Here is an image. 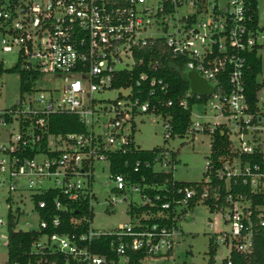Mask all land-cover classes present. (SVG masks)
<instances>
[{"label": "built area", "instance_id": "1", "mask_svg": "<svg viewBox=\"0 0 264 264\" xmlns=\"http://www.w3.org/2000/svg\"><path fill=\"white\" fill-rule=\"evenodd\" d=\"M156 39L185 58L186 73L194 71L213 87L212 94L201 95L189 86L178 104L188 108L194 97L187 135L211 136L218 127L227 134L229 152L219 157L214 171L225 183L223 192L212 182L211 159L206 160L205 180L179 185L165 170L176 161L163 148L151 159H125L123 171H112L113 156L128 152L134 141L138 114L162 117L165 138L172 136L171 116H163L173 103L165 97L168 83L147 72L134 76L135 67L144 64L141 48ZM0 48L17 55L20 81L17 100L0 107V229L6 230L0 232V246L8 248L12 230H32L39 236L31 251L45 264L47 255L57 254L62 264H128L134 253L143 254L141 264L148 258L168 259L194 200L219 211L227 226L210 236L216 244L213 264H232L233 251H252L256 231H264L262 60L253 97L248 74L250 55L260 58L264 48V0H158L155 5L148 0H8L0 5ZM30 71L38 73L37 79L23 80V72ZM56 80L63 83L60 96L55 95L60 90L53 86ZM42 81L52 86L37 89ZM108 90L125 93L112 100L96 96ZM103 101L108 105L102 106ZM61 113L75 115L85 131H52L51 117ZM106 114V122H100ZM101 124L106 137L95 131ZM96 163L106 164L113 182L104 212L131 195L141 198L128 204L129 221L114 230L93 226L95 206L101 204L93 189ZM164 172L170 177L150 179ZM212 196L217 201L205 202ZM28 201L30 212L24 208ZM133 207L148 209L136 212ZM32 212L37 227H22L21 217ZM64 213L70 214L69 229ZM104 236L110 238L111 254L94 251ZM219 243L227 252L216 261Z\"/></svg>", "mask_w": 264, "mask_h": 264}, {"label": "rangeland", "instance_id": "2", "mask_svg": "<svg viewBox=\"0 0 264 264\" xmlns=\"http://www.w3.org/2000/svg\"><path fill=\"white\" fill-rule=\"evenodd\" d=\"M158 0H148L149 3L154 5ZM8 0H0V5L7 3ZM260 59L264 64V48L258 51ZM17 55L13 52H3L0 48V62H2L4 68L12 67L16 64ZM259 79H264V70L259 75ZM19 74L16 72H0V107H7L15 100H17L19 93ZM63 83L56 80L53 83L55 88L60 90L55 92L56 96L62 94V88L60 86ZM37 89L41 87H50V82H39ZM120 93H125V90H108L103 93H97V97L103 99L109 98L115 99ZM107 104L103 101L101 105ZM264 110V104L261 106ZM196 111V109H194ZM211 115V113H209ZM110 114L101 115L100 122H106ZM214 120V118H210ZM135 132L134 142L142 149H152L154 147L163 148L166 151V157L171 155L172 151L177 153L176 163L168 165L165 170L172 172L174 180L178 182H199L205 180V168H206V156L210 152L211 137L209 134L196 133L194 137L187 135L185 137H170L165 139L164 136V119L157 116L154 113H142L135 117ZM13 132L16 130L11 129ZM95 131L100 132L103 137H106L108 131L104 128V124L97 127ZM156 168H159L156 166ZM93 189L98 196L100 205L95 206V215L93 219V226L95 229L100 230H114L119 223H127L129 218L127 216L128 204L135 202H141V198L137 195H131L123 203H118L113 211L106 213L105 201L112 195L113 182L110 179L109 171L105 163H96L94 172ZM48 185H52L49 183ZM31 202H26L24 208L27 212H30ZM101 212L99 214L98 212ZM221 213L218 211L211 212L209 208L199 202L192 208L187 209L185 220L180 223L183 231V236L172 253V256L168 259H150L148 258L146 264H208L209 255L208 245L210 236L218 232L220 229H224L227 226L222 223ZM209 219L213 222L209 223ZM20 225L25 227L31 225L37 227L38 216L36 213L24 214L21 217ZM4 228L0 229V232H5ZM227 249L223 244L219 243L217 253L215 256L216 261H221L225 256ZM8 260L7 248L0 246V264H6Z\"/></svg>", "mask_w": 264, "mask_h": 264}, {"label": "trees", "instance_id": "3", "mask_svg": "<svg viewBox=\"0 0 264 264\" xmlns=\"http://www.w3.org/2000/svg\"><path fill=\"white\" fill-rule=\"evenodd\" d=\"M139 56L143 57L144 64L134 69V76L141 72H147L151 76L156 78H162L168 85V91L165 94L167 99L173 101L172 105L164 108L163 116L169 114L171 116L170 122L172 126V136L171 137H185L190 128V109L194 101V97H189V107L183 108L178 102L183 95V91L188 89L189 81L186 73V60L183 57L175 56L169 47L165 45L162 39H156L154 42H149L146 46L142 47ZM138 57V56H137ZM249 62L252 66V71L248 74V93L253 97L254 91L257 88L256 77L261 71L262 62L261 59L250 55ZM158 63L157 69H154V65ZM148 64L150 66L148 67ZM5 70L7 72H15L16 65L9 68H4L0 65V72ZM24 79H32L35 81L38 77L36 72H23ZM126 81L129 80V74H126ZM30 84V83H28ZM26 84V85H28ZM24 85L23 89L27 86ZM146 96L143 95L142 98ZM205 98H200L199 101H203ZM51 130L56 133H67V132H84L85 127L79 122L77 117L72 114L61 113L55 114L51 117ZM135 132V129H134ZM211 137V147L210 152L206 156L207 159H211L214 165L212 170V182L219 186L220 192H223L225 183L215 176L214 171L219 166V157L227 154L229 152L230 141L227 134L218 127L212 133ZM134 138L132 133V139ZM167 139V138H165ZM128 147V152H117L113 156V160L116 165L112 167V171L118 172L123 171L122 163L125 159H140V158H150L158 151V147L152 149H142L134 141H130ZM177 153L175 151L171 152V157L174 161L177 160ZM166 177H170L169 173H160L155 176L151 175L150 179L162 181ZM179 185H184L187 187L193 186L196 182H178ZM198 191L203 190L202 186H195ZM244 189V188H242ZM233 190H241L239 187H234ZM221 198V197H220ZM217 201L215 197H210L205 200V202ZM194 200L190 203V208L194 206ZM146 207H133L136 212L147 210ZM70 214H62L64 228L69 229L70 225L68 223ZM39 236L35 231L29 230H12L9 235V244L7 248L8 260L6 264H12L13 262H18L19 264H45L44 261H40V254H36L31 251L32 242ZM109 237H101L99 240L101 247L95 248L94 251L101 254H111V248L109 245ZM216 244L213 243V239L210 238L208 245V264H213L214 254H215ZM47 255V254H45ZM44 256V255H43ZM49 264L51 260H56L57 264H62V256L57 255H47ZM112 257H115L112 255ZM143 257L142 253L131 254V259L128 264H141L139 259ZM116 258V257H115ZM232 264H264V231L258 229L253 238V248L252 251L246 254L233 251L231 254Z\"/></svg>", "mask_w": 264, "mask_h": 264}, {"label": "water", "instance_id": "4", "mask_svg": "<svg viewBox=\"0 0 264 264\" xmlns=\"http://www.w3.org/2000/svg\"><path fill=\"white\" fill-rule=\"evenodd\" d=\"M190 89L195 94L210 95L213 93V87L210 86L194 71L187 72Z\"/></svg>", "mask_w": 264, "mask_h": 264}]
</instances>
